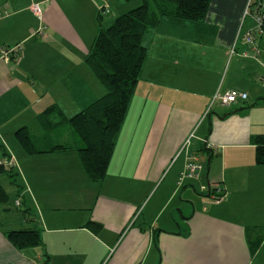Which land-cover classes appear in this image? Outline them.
<instances>
[{"label": "crops", "instance_id": "1", "mask_svg": "<svg viewBox=\"0 0 264 264\" xmlns=\"http://www.w3.org/2000/svg\"><path fill=\"white\" fill-rule=\"evenodd\" d=\"M139 4L0 0V144L16 180L0 171L9 196L0 264H264V164L253 143L264 134V35L252 56L247 0H211L203 21L163 16L146 34L102 181L88 177L77 149L57 148L73 139L68 119L106 93L85 60L98 31ZM16 45L4 60L1 50ZM231 89L248 99L215 98ZM23 127L37 152L19 140ZM22 229L41 243L17 246L7 233Z\"/></svg>", "mask_w": 264, "mask_h": 264}, {"label": "trees", "instance_id": "2", "mask_svg": "<svg viewBox=\"0 0 264 264\" xmlns=\"http://www.w3.org/2000/svg\"><path fill=\"white\" fill-rule=\"evenodd\" d=\"M210 3L211 0H140L139 5L117 16L110 26H101L85 60L104 85L106 93L68 119L73 139L69 144L57 147L61 150L77 149L92 181H102L107 174L119 132L147 58L148 47L144 43L146 34L159 25L163 16L203 21ZM101 11L100 16H103ZM17 136L28 152H37L26 127L19 129ZM253 143L256 147V162L264 164V134L255 135ZM9 156L0 144V159L7 161V164L0 163V171H6L16 184ZM224 194L225 190L221 189L218 197ZM8 199L5 189L0 186V201L6 202ZM17 202L20 204L19 200ZM90 225L99 227L98 223ZM7 235L19 247L41 243L40 233L34 229L11 230ZM43 264H47V261Z\"/></svg>", "mask_w": 264, "mask_h": 264}, {"label": "built area", "instance_id": "3", "mask_svg": "<svg viewBox=\"0 0 264 264\" xmlns=\"http://www.w3.org/2000/svg\"><path fill=\"white\" fill-rule=\"evenodd\" d=\"M33 12L41 17L42 9L39 3L32 5ZM103 14L109 12L108 9L103 8L101 11ZM250 17L252 20L251 25L246 30V34L243 37L246 41V44L251 48L252 56L259 55V40L260 37L264 35V0H247L246 8L244 11V18ZM21 50V46L16 45L13 47L3 48L1 50L2 58L6 61H10L15 55L17 56ZM235 52L234 48L231 50V54ZM215 98L221 100L223 105H229L232 102H236L238 99L246 101L248 99V93L244 91H239L231 89L227 91L224 95L217 94ZM0 163L7 164L6 160L0 159ZM187 171L191 173H196L201 168V165L196 161H190L187 163ZM191 175V174H190ZM221 192L220 188H214L212 194L215 199H219L223 196L218 197V194Z\"/></svg>", "mask_w": 264, "mask_h": 264}, {"label": "rangeland", "instance_id": "4", "mask_svg": "<svg viewBox=\"0 0 264 264\" xmlns=\"http://www.w3.org/2000/svg\"><path fill=\"white\" fill-rule=\"evenodd\" d=\"M247 19V21H246V25H248L252 20H251V18L250 17H246L245 19H244V21ZM252 23V22H251ZM7 186H9V185H7ZM10 189H11V187H9ZM13 198V197H12ZM12 201V200H11Z\"/></svg>", "mask_w": 264, "mask_h": 264}]
</instances>
